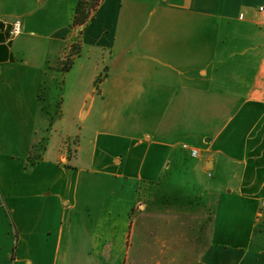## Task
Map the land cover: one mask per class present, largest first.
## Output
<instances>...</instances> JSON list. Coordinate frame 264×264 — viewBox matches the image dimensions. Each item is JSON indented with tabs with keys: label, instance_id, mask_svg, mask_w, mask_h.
I'll use <instances>...</instances> for the list:
<instances>
[{
	"label": "crops",
	"instance_id": "crops-1",
	"mask_svg": "<svg viewBox=\"0 0 264 264\" xmlns=\"http://www.w3.org/2000/svg\"><path fill=\"white\" fill-rule=\"evenodd\" d=\"M80 1L0 0V264H264V0Z\"/></svg>",
	"mask_w": 264,
	"mask_h": 264
},
{
	"label": "rangeland",
	"instance_id": "rangeland-1",
	"mask_svg": "<svg viewBox=\"0 0 264 264\" xmlns=\"http://www.w3.org/2000/svg\"><path fill=\"white\" fill-rule=\"evenodd\" d=\"M92 1L93 0H87V4L85 5V8H86V10H88V12L91 11V7L90 6H91V2ZM91 16H92V14H91ZM91 16H90V18H91ZM88 21H87V23H88ZM79 28H81V30H82L83 26L82 27H79ZM80 32H82V31H80ZM82 48H83V46H82L81 35H78V37L74 40V42L71 45V47L68 50V52L63 57V60H60L57 65L59 67H62L63 66L62 68L64 70L70 69V67L74 64L75 58L81 53ZM106 72H107V68L105 67L103 69V73L101 72V76H100L99 81H98L99 84H101L103 82V78H105ZM58 83L61 84L60 80H59ZM55 85L57 86V88H56V86H54V87H52L53 88V91H51L54 101L53 102H50L48 105L53 110V114L59 116V113H60V97H59V88H60V85H58V84H55ZM49 87L50 86L48 85L47 89ZM74 142L75 141H72V140H66L65 143H64L65 144L64 148L65 147L67 148L71 144H74Z\"/></svg>",
	"mask_w": 264,
	"mask_h": 264
},
{
	"label": "trees",
	"instance_id": "trees-1",
	"mask_svg": "<svg viewBox=\"0 0 264 264\" xmlns=\"http://www.w3.org/2000/svg\"><path fill=\"white\" fill-rule=\"evenodd\" d=\"M86 4H87V0H81L77 4L76 14L74 17V23H75V26H77V27H82L87 23V21L90 19L91 14H93V12L96 11L97 8L99 7L100 0H93L91 2V6H90L91 11H89V12L85 8Z\"/></svg>",
	"mask_w": 264,
	"mask_h": 264
},
{
	"label": "built area",
	"instance_id": "built-area-1",
	"mask_svg": "<svg viewBox=\"0 0 264 264\" xmlns=\"http://www.w3.org/2000/svg\"><path fill=\"white\" fill-rule=\"evenodd\" d=\"M259 13L264 17V5L259 7ZM23 31V22L21 20H17L14 23L11 24L9 29V35L10 38H16L21 35ZM182 149L189 153V155L193 158H199L200 157V150L193 148L187 144L182 145ZM264 205V203H263Z\"/></svg>",
	"mask_w": 264,
	"mask_h": 264
},
{
	"label": "water",
	"instance_id": "water-1",
	"mask_svg": "<svg viewBox=\"0 0 264 264\" xmlns=\"http://www.w3.org/2000/svg\"><path fill=\"white\" fill-rule=\"evenodd\" d=\"M0 28L2 29V28H4V26L2 25V26H0Z\"/></svg>",
	"mask_w": 264,
	"mask_h": 264
}]
</instances>
